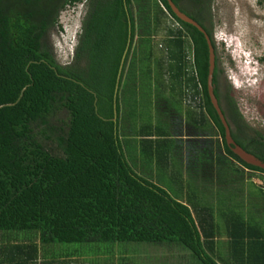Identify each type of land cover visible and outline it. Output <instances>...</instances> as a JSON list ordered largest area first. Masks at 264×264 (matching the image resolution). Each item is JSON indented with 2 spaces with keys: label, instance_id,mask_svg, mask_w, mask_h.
I'll return each mask as SVG.
<instances>
[{
  "label": "trees",
  "instance_id": "trees-1",
  "mask_svg": "<svg viewBox=\"0 0 264 264\" xmlns=\"http://www.w3.org/2000/svg\"><path fill=\"white\" fill-rule=\"evenodd\" d=\"M135 1L0 0V264H36L47 245L101 242L177 246L201 264H264V187L251 194L246 206L239 175L241 167L264 170L245 163L227 145L209 96L205 35L181 21L168 0H148L138 24ZM174 1L213 37V27L206 29L212 0H188L195 13L182 0ZM84 2L90 8L74 60L62 66L49 43L50 32L66 6ZM169 18L179 27H167ZM138 28L142 57L131 59ZM161 29L166 37L156 56L152 39ZM129 39L114 123L115 90ZM130 61L141 62L142 79L150 70V95L162 100L157 103L162 110L170 107L171 99L162 98L166 87L177 92L182 109L166 111L171 112L165 116L168 124H174V113L185 114L198 130L214 127L221 137L222 150L219 141L203 138L197 161L188 167L187 187L195 188L186 196L178 178L175 188H166L141 177L129 163L120 94L128 88ZM218 72L216 66L213 84L220 101ZM225 100V107L220 103L233 139L264 163V136L249 132L235 100L228 95ZM62 109L69 112V122L53 123ZM169 134L161 126L141 129L142 143L152 146L148 158L160 166L171 160ZM232 184L236 188L228 187ZM5 232L18 234L8 238Z\"/></svg>",
  "mask_w": 264,
  "mask_h": 264
},
{
  "label": "rangeland",
  "instance_id": "rangeland-1",
  "mask_svg": "<svg viewBox=\"0 0 264 264\" xmlns=\"http://www.w3.org/2000/svg\"><path fill=\"white\" fill-rule=\"evenodd\" d=\"M182 3L191 13H195L196 10L191 2L182 0ZM148 4V0H136L134 2V10L136 11L135 16L138 24H142L143 22L141 21L139 10L143 6L147 7ZM89 8L88 2L74 6H66L59 15V23L56 29L53 28L50 32L49 43L55 47L58 61L62 66L72 64L74 60L73 55L76 45L73 43L74 37H76L77 31L82 33L83 21L88 15ZM210 14L211 16L209 15V17H211V19L207 23L214 29L213 37L217 47L218 64L221 70L219 92L222 104L225 107V97L227 95L231 96L243 115L245 123L249 126V132L256 131L264 136V3L260 2V0H212L210 2ZM166 26L179 27L171 18L167 20ZM139 29L140 28L136 30L135 55H132L131 59L133 56L137 59L142 57L141 49H143V44L141 45L140 43L142 32ZM165 37L166 31L161 29L152 39V45L157 54L156 56H160L158 50L161 49L162 40ZM63 40H65V43ZM190 58H193L192 54H190ZM146 66L150 67L148 64ZM147 67L144 66V69ZM153 69L155 68L153 67ZM149 71L148 69L147 73V70H145L146 75H143L142 79L141 62H129L126 73V75L128 74L127 80L129 81L128 88L124 89L120 94L122 106L121 123L124 135H126L124 131L126 125L129 126L134 123V125L139 124V126L142 127V124L152 122L153 118H156L154 123L157 122L161 125L163 124V126L167 124L170 127L171 125L167 123L169 119H166L165 116L170 115L171 112L166 111L169 109L170 111L182 109V103L179 101L177 92L172 89L169 91L168 87H166L168 93L163 95L162 98L171 99L169 100L170 107L168 106L166 110L155 108V105L157 103H162V100L160 98L156 100L157 97H155V95H150ZM140 86L144 87V90L140 89ZM151 91L153 92L154 89L152 88ZM144 92L146 96L143 95ZM193 107L190 108L195 111L194 113H198L199 109L197 106L193 105ZM186 108L187 104L186 106L184 104L183 109ZM69 115V112L66 110H59L55 118H53V123L61 125L63 122L68 123ZM173 118L174 124L175 122L176 124L175 128L172 129L170 133L172 135H178L175 137L179 138L180 143H178L180 144V148L177 150L176 155L180 156V158L182 157L184 162H188L190 165V162L197 159L199 156L198 153L201 151H198V147L203 142V139H200L202 137L206 139V141L212 140L211 144H215V141H219L222 150L223 145L221 143V137L217 134V130L214 127H212V129H207L208 131L202 132V130H198L195 126L188 123L185 114L181 117L174 113ZM128 130H130V127H128ZM168 130H170V128ZM197 132H201V134L198 135ZM129 135L131 136V134ZM123 138H125V136H123ZM141 139L143 140V137ZM127 140L130 142L132 141L131 137ZM214 150L213 154L217 157L218 152L216 148ZM174 159L178 162L175 157ZM150 162H156V160L153 158ZM238 167L240 168V166ZM240 170L242 173L239 175L243 174L242 181L244 182L245 189L243 201L244 204L248 206L251 194L254 193L257 188L264 187V174L243 169L242 167ZM237 174L238 172H235V175ZM225 176L227 175L225 174ZM168 180L169 179L166 181ZM178 180L181 181L180 179ZM225 180H228V178L226 177ZM173 183H177V180L170 179L167 185L170 188H175L172 185ZM190 183L191 182L187 181V186ZM242 184V182H237V187H242ZM228 187L236 188L233 184ZM178 188L181 187L178 186ZM187 188L192 191L195 187ZM228 190L233 191L231 188H228ZM262 209H264V201L262 203ZM260 217H264V212ZM5 233L8 234V238L11 236L16 237V234H18V232ZM20 235H25V232H21ZM18 238L21 239L22 237L19 236ZM51 246L56 248V253L53 254V256L75 250L78 253L90 256L92 264H102V262L111 264L114 263L115 260V263H117L119 256L122 257L120 260L123 262L127 261L129 264H145L147 262L139 261L145 258L152 260V264H201L191 253L177 246L161 247L159 245L147 243L111 244L104 242L72 245L53 244ZM224 254L226 255V253ZM149 255L152 256V258H150ZM218 255H223V253H219ZM224 257L227 258V256ZM217 258H219V256ZM221 259L225 260L224 258Z\"/></svg>",
  "mask_w": 264,
  "mask_h": 264
},
{
  "label": "crops",
  "instance_id": "crops-1",
  "mask_svg": "<svg viewBox=\"0 0 264 264\" xmlns=\"http://www.w3.org/2000/svg\"><path fill=\"white\" fill-rule=\"evenodd\" d=\"M161 107L162 106L160 104L155 105L156 109H160ZM154 120H156V118H153L152 122L142 124V127L146 124L152 125L154 128H156V126H161L163 130H168L170 128V130H168L169 133L172 131V129L175 128L176 122L175 124H172L170 127H166V126H163V124L161 125L157 122L154 123ZM128 127H130V130H128ZM142 127L139 126V124L134 125V123H132L129 126L126 125V127L124 128L125 134L127 135V137L124 138L126 140L124 142V150L126 151L127 158L132 168L135 170V172H137L144 179L152 181L153 183L166 187V188H168V186L167 184H165V182H169L170 179L172 180V179L178 178L181 180V182L185 183L184 189H183L185 196L189 194L188 193L189 189L187 188V184H186L187 181L189 180V176H188L189 164L188 162H184L183 161L184 159H182L180 162L175 164V161L173 159L174 158L173 156H177L176 152L180 148L179 138L175 137L178 135L169 134L170 136L168 137V139L170 140L171 151L169 150L168 155L171 156L170 158L171 160H169V163L163 166H160L157 161L150 162L152 158L151 157L148 158L150 153L152 156V151H151L152 146H150L149 144L145 145L144 143H142V139H141L142 138L141 136ZM122 133H123V130H122ZM197 133L198 135L201 134V132H197ZM129 134H131V136ZM130 137L132 139L131 142L127 140ZM156 138L157 137H153V139H156ZM200 139H203V137ZM199 150L200 149H198V151ZM200 153L201 151H199L198 155H200ZM195 161H197V159ZM194 163L195 162H193V164ZM177 173H180L178 177L174 175ZM167 179L169 180L166 181ZM55 253H56V248H53L51 245L43 246L41 249L42 256H40L37 259L36 264H92L91 263L92 260H90L91 259L90 256L82 254V253H78L75 250L71 252H67V253H60L57 256H53V254ZM150 258H152V256H150ZM120 259H122V257L119 256L117 263H115L116 261L115 260L114 263H111V264H129L127 261L123 262ZM139 261L147 262L145 264H152V260L146 259V258L139 260ZM102 264H109V263L102 262Z\"/></svg>",
  "mask_w": 264,
  "mask_h": 264
},
{
  "label": "water",
  "instance_id": "water-1",
  "mask_svg": "<svg viewBox=\"0 0 264 264\" xmlns=\"http://www.w3.org/2000/svg\"><path fill=\"white\" fill-rule=\"evenodd\" d=\"M172 10L174 11L175 15L183 22L188 23L192 26H194L195 28H197L201 33H203L205 35V38L207 40L208 43V47H209V76H208V91H209V96L211 98V101L215 107V109L218 112V115L221 119V122L225 128V139L227 142V145L231 148V150L233 151L234 154H236L239 158H241V160H243L245 163L251 165V166H255L258 168H261L262 170H264V163L261 162L256 156H254L253 154L249 153L248 151H246L243 147H241L240 145H238L236 143V141L233 139L232 137V128L228 122V119L226 118V114L224 113V110L221 106V103L218 99V97L215 94V85L213 84V80H214V72L216 69V60H217V53H216V49L214 47L213 44V40L212 38H210V36L207 34L206 30L204 27H202L199 23H197L194 19H192L190 16H188L186 13H184L183 10L180 9L179 5H176L177 3L174 0H168ZM130 47V39L128 42V46L127 49L125 51V54L123 56L122 59V63H121V67L119 70V75H118V82H117V86H116V90H115V96H114V123H117V97H118V91H119V83H120V78H121V74L123 71V66H124V62L127 56V52L128 49Z\"/></svg>",
  "mask_w": 264,
  "mask_h": 264
},
{
  "label": "flooded vegetation",
  "instance_id": "flooded-vegetation-1",
  "mask_svg": "<svg viewBox=\"0 0 264 264\" xmlns=\"http://www.w3.org/2000/svg\"><path fill=\"white\" fill-rule=\"evenodd\" d=\"M206 29L208 30H210V31H212V27L206 22ZM214 30V29H213ZM213 32L214 31H212V36H213ZM213 38V40H214V37H212ZM215 41V40H214ZM53 48H55V47H53ZM55 53H56V50H55ZM57 55V54H56ZM58 58V57H57ZM217 67H218V69H219V75H218V78H217V87H218V89H220V86H219V84H220V73H221V70H220V68H219V64H217ZM220 101L222 102V100H221V98H220ZM234 131V129L232 128V132Z\"/></svg>",
  "mask_w": 264,
  "mask_h": 264
},
{
  "label": "clouds",
  "instance_id": "clouds-1",
  "mask_svg": "<svg viewBox=\"0 0 264 264\" xmlns=\"http://www.w3.org/2000/svg\"><path fill=\"white\" fill-rule=\"evenodd\" d=\"M80 35H81L80 31H77V32H76L77 41H76V37H74V41H73V43L76 44V45H75V50H76V47H77V45H78ZM63 41H64V43H65V40H63ZM75 50H74V55H75ZM74 55H73V57H74Z\"/></svg>",
  "mask_w": 264,
  "mask_h": 264
}]
</instances>
